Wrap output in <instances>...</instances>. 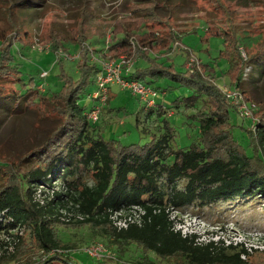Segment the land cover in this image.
Here are the masks:
<instances>
[{"label":"trees","instance_id":"trees-1","mask_svg":"<svg viewBox=\"0 0 264 264\" xmlns=\"http://www.w3.org/2000/svg\"><path fill=\"white\" fill-rule=\"evenodd\" d=\"M167 3L139 0L137 5L164 9L170 15L171 3ZM36 14L33 7L10 2L6 19ZM155 21H145L140 29L125 30L110 44L101 36L89 46L90 38L79 31L81 35L72 42L79 49L75 65L68 71L69 62L57 57V82L43 92L38 90L43 84L40 73L37 77L31 74L21 59L35 43L30 33L19 31L12 23V31H0V108L8 107L7 112L13 115L28 109L40 118L55 117L58 121L42 145L17 160L0 158V235L11 237V243L6 242L0 253V264H84L74 262L71 253L63 252L75 246L59 236L60 227L78 224L115 254V258L101 260L89 256L94 260L91 264H254L249 258L242 259L250 256L242 244L225 246L223 242L196 241V235L183 236L175 230L171 212L264 198V105L257 102L260 110L248 126L236 124L232 121L233 111L211 80L217 76L214 65L226 63L230 87L242 92L248 106L257 109L259 105L245 93V71L253 66L254 78H264V43L262 50L254 54L248 51L244 58L239 45L242 37L206 29L202 39L206 47L211 38L222 39L216 58L219 60L208 55L200 60L205 73L196 72L188 68L190 50L175 52L177 46H185L188 33L179 34L169 28L161 34L155 30ZM133 40H137L135 46ZM60 48L69 50L54 38L51 53L57 56ZM205 51L209 54L208 49ZM121 54L134 59L128 72L124 67L123 78L152 89L157 94L155 100L158 91L167 94L174 86L188 89L190 95L177 102H183L186 112L193 111L185 116L196 121V141L174 148L166 139L151 144H122L96 134L95 121L88 115L99 102L88 112L80 101L104 73L102 62L119 59ZM183 54L185 64L178 67L174 58ZM155 102L149 113H165ZM164 127V137L169 138L173 128L167 122ZM241 137H245L246 144ZM56 179L61 187L45 206H40L33 198L36 189L40 185L52 187ZM133 208L140 210L141 225L130 223L127 229L119 230L112 216ZM62 212L77 213L82 219L62 220ZM14 230L22 232L11 233ZM51 251H56L55 255ZM53 256L57 259L49 260Z\"/></svg>","mask_w":264,"mask_h":264},{"label":"rangeland","instance_id":"rangeland-1","mask_svg":"<svg viewBox=\"0 0 264 264\" xmlns=\"http://www.w3.org/2000/svg\"><path fill=\"white\" fill-rule=\"evenodd\" d=\"M138 1L0 0V31L4 29L10 32L13 28L12 25L15 24L19 31L27 30L30 33L31 39L35 43L25 51V55L21 59L23 60L22 63H26L25 68H28L30 73L36 77L42 71L48 72L47 78L40 77L43 87L38 88V90L41 92L57 82V57H62L64 61L69 62L67 64L68 71L78 59L79 49L72 42L83 33L90 38L87 42L89 46L92 42L99 40L101 36H105L106 43L110 44L111 39L120 37L125 30L140 29L145 21L152 23L153 20H156L154 23L155 30L161 34L166 33L169 28L174 29L179 34L188 33L184 38L185 46H177L178 50L175 52L183 53L185 49L186 51L190 50L192 56L188 68L196 72L203 71V73L205 71L200 60H205L208 55L215 61L219 60L216 58L222 47V39L216 37L210 39L208 47L204 45L202 39L205 37L206 29L212 33L225 32L229 36L234 34L242 37L239 45L244 58L248 56V51L250 54H254L262 48L264 43V0H168L167 4L170 5L169 3H171V6H168L170 15L164 9L152 10L151 7L138 6ZM10 2L19 6L33 7L37 14L34 16L12 15L11 19L7 20L6 14ZM194 30H197L196 34L192 33ZM79 31L82 33L80 34ZM54 38L59 39L64 48H69V50L60 48L56 52L57 56L51 53L50 45H52ZM136 44L137 40L133 42V46ZM205 49H208L209 54ZM262 52L264 53V49ZM126 56L128 55L121 54L119 59L107 58L102 62L108 69L109 75L102 78L101 81L99 80L98 83L104 84L108 88H103V103L97 116L98 119H90L95 121L93 127H97L96 134L107 141L115 139L122 144H151L153 140L166 139V143L174 148L196 141L197 135L193 126L196 121L185 116V114L193 111L186 112L183 102H177L183 96L190 95L187 88L174 86L167 91V94L158 91L157 103L161 104L165 111V113L159 114L156 110L149 113V109L153 110L156 106V100L154 99V104L152 101H147L146 95L143 93L144 89L140 93L142 88H139L137 84H130L137 87L130 89L123 84H117L115 78H113L114 82H105V79L111 78L117 73L122 75L124 71L122 73L121 71L116 72L119 67L116 65H119L118 63L124 59L128 60ZM130 57L128 67L134 61L133 56ZM185 57L184 54L175 57V64L180 67L186 60ZM187 63L188 60L183 67L184 70L187 69ZM213 69L217 76L215 81L214 79L211 80L221 90L225 104L233 111L232 121L245 127L248 126L250 119L255 117L254 113L260 110V105L257 102L261 101L264 105V78L260 81L257 80V77L254 78L253 66L245 71L247 75L244 86L245 93L251 95L255 104L259 105L257 109L254 108L252 115L245 117L241 115L240 110L248 103L242 92L230 87L226 63L221 62L217 67L214 65ZM253 79L256 81L254 82ZM97 90L96 83L92 84L87 89L85 97L80 101L85 111H91L97 104V100L93 98V94ZM228 90L236 91V98L228 97ZM173 100L175 102L170 105ZM7 111L8 107L0 108L1 160H17L21 155L42 145L44 139L58 124L55 117L40 118L28 109L15 115ZM165 122L173 128L170 129V134L168 133L169 138L164 137L167 134L164 127ZM240 140L246 144L245 137H241ZM51 186L40 185L36 189L33 198L40 203V206H45L53 198V192L61 187L57 179ZM134 209L140 211L138 208ZM138 214L131 212L127 215H131V218L135 219ZM62 215L65 217L62 220L65 221L70 218L74 222L77 219H82V216L77 213L62 212ZM127 215L124 212L125 219L129 218ZM171 219L175 221V230L181 231L183 236H191L194 233H213V242H223L225 246L242 244L250 253L249 257L243 256L242 259L249 258L254 264H264V198L246 202L245 199L232 200L197 210L187 207L181 211L171 212ZM59 229V236L64 241L74 244L73 249L63 250V252L71 253L72 260L76 263H93L94 260L84 252L97 244H101L113 252L102 241L99 243H97L98 240L94 241L89 230L80 224L75 225V227L63 226ZM21 232L14 230L11 233L21 234ZM210 238L211 235H205V238L199 242L208 243ZM6 242L10 244L11 237L5 233L1 234L0 253L6 248ZM11 249L12 247L9 246V250ZM55 253L56 251L53 255Z\"/></svg>","mask_w":264,"mask_h":264},{"label":"built area","instance_id":"built-area-1","mask_svg":"<svg viewBox=\"0 0 264 264\" xmlns=\"http://www.w3.org/2000/svg\"><path fill=\"white\" fill-rule=\"evenodd\" d=\"M129 60H123L122 62H119L118 64L119 65H116V66H119L116 70V72L118 71H124V67L127 68V71L131 68L128 67L129 65ZM114 64H117V63H114ZM103 67H104V73L100 74L99 77H98V80H97V85H98V90L93 94V97L98 100L99 102V105L96 106L94 108V110L89 114L90 118L91 119H94V120H97V116L99 114V111L100 109L102 108V103H103V88H108L107 86H105L104 84H99L98 81L102 78H106L109 74V71L107 68H105L104 64H103ZM125 72V74H126ZM124 72L122 73V75H119V73H117L115 76L111 77V78H107L105 79V82H114L113 81V78H115V82H117V84H123L127 87H129L130 89L132 88H137L135 85H130V84H137V86L139 88H142L140 93L143 92V89H144V94L146 95V99L147 101H152V103L154 104V97L157 96V94L152 90L150 89L149 87H146L145 85L137 82V81H132V82H128L127 80H125L123 78V76L125 75ZM48 76V72L47 71H42L40 73V77L41 78H47ZM43 87V84H41L39 86V88L41 89ZM126 88V87H125ZM228 92V93H227ZM226 93H227V96L230 97V98H236V95H237V92L236 91H230L228 90ZM254 106V105H253ZM252 109L254 108H251L249 107L247 104H245V106H243L240 110L241 112V115L242 116H250V114L252 115ZM134 209V208H133ZM129 212H132V213H136L138 214V211L137 210H130L128 212H126V215L129 213ZM141 214H143L142 212H140ZM122 217V219H120L119 217ZM129 216L128 219H125L126 217L124 216V212L123 213H115L113 216H112V219L114 220V224L115 226H117V228L120 230V229H127L129 224L130 223H137L138 225H141V218L139 216V214L137 215V218L135 219H132L130 215H127ZM124 219V220H123ZM95 250V251H94ZM54 251L51 253L53 255ZM84 253L88 254V256L92 257V258H95V259H98V260H101V259H104V258H115V255L113 252H111L109 249H107L106 247L102 246L101 244H97V245H94V247H91L90 249H87Z\"/></svg>","mask_w":264,"mask_h":264},{"label":"clouds","instance_id":"clouds-1","mask_svg":"<svg viewBox=\"0 0 264 264\" xmlns=\"http://www.w3.org/2000/svg\"><path fill=\"white\" fill-rule=\"evenodd\" d=\"M192 235H196L198 237L196 241H200L201 239L205 238V235H211V238L208 240L209 242H211L213 240V233H211V234H206V233L198 234V233H194Z\"/></svg>","mask_w":264,"mask_h":264},{"label":"water","instance_id":"water-1","mask_svg":"<svg viewBox=\"0 0 264 264\" xmlns=\"http://www.w3.org/2000/svg\"><path fill=\"white\" fill-rule=\"evenodd\" d=\"M54 259H57V257H54V256H53V257H52V258H50L49 260H54Z\"/></svg>","mask_w":264,"mask_h":264}]
</instances>
